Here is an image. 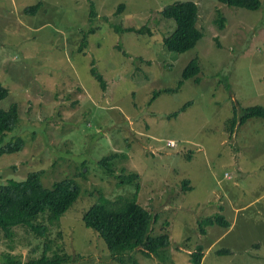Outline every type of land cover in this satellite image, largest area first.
Listing matches in <instances>:
<instances>
[{"label":"rangeland","instance_id":"374dc122","mask_svg":"<svg viewBox=\"0 0 264 264\" xmlns=\"http://www.w3.org/2000/svg\"><path fill=\"white\" fill-rule=\"evenodd\" d=\"M39 1L35 13L24 11ZM92 1L96 17L90 22L88 0H0V82L9 89L0 107L16 102L20 116L0 145L24 140L22 149L0 154V183L43 168L45 187L68 176L81 184L79 198L47 231L52 248L60 244L71 254L64 264H118L84 225L83 213L100 194L131 195L137 184V202L156 216L150 234L168 231L171 241L160 255L129 252L140 263L191 264V253L202 245L201 264H264V117L239 122L245 107L264 105V0L257 10L193 0L204 36L184 53L164 46L176 24L161 11L186 0ZM144 25L149 32L123 30ZM196 57L199 82L185 81L149 103L153 90L176 87ZM112 152L119 156L109 174L98 160ZM122 174L137 177L126 184ZM215 214L230 226L201 233L199 220ZM14 236L0 232V264L6 252L24 260L38 255L46 240L24 227ZM223 249L229 252L217 253Z\"/></svg>","mask_w":264,"mask_h":264},{"label":"trees","instance_id":"16d2710c","mask_svg":"<svg viewBox=\"0 0 264 264\" xmlns=\"http://www.w3.org/2000/svg\"><path fill=\"white\" fill-rule=\"evenodd\" d=\"M230 7H240L248 10H257L261 7V0H218ZM89 2V21L96 17L95 6L92 0ZM42 2L39 1L32 6L25 8L29 14L35 13ZM123 4L119 6L121 10ZM199 5L193 0L175 1L164 7L161 15L166 20L175 21L176 27L171 34L164 38V46L167 50L175 53H184L196 47L203 38L204 32L198 21L200 17ZM225 18L221 15L216 19L219 29H223ZM115 29H118L116 26ZM124 31L145 33L149 32L147 26L125 27ZM94 31L90 28L89 32H84L80 45L82 51L87 46V34ZM123 54L127 55L123 51ZM201 65L199 59L193 58L182 71V80L176 87H168L153 90L149 103L162 93H175L185 81L193 80L199 82ZM90 73L98 81L102 90L106 89V82L101 73L94 66L90 68ZM9 95V89L0 82V101ZM191 104L185 103L178 110L173 111L169 116H175ZM235 110V108H234ZM251 116L264 117V105H249L244 108V112L239 118L243 122L245 118ZM20 119L18 104L14 102L7 109L0 107V140L3 141L7 132L17 128ZM237 122L236 114L230 118V130ZM24 140L21 136L12 138L0 145V154L14 152L22 149ZM118 152L102 156L98 164L109 174L114 172L113 160L118 157ZM124 169V167H122ZM44 174L43 168L31 169L23 179H9L5 183H0V232L8 239H14L16 227H24L32 231L39 237L46 240L42 245L38 255H32L27 259H22L20 255L6 252L1 260L4 264H64L69 261L71 254L65 251L63 245L51 247V240L47 231L50 226H58L60 217L75 203L82 193V186L76 178L68 176L56 180L50 187H45L42 182ZM136 174L120 176L121 182L132 184ZM185 188H190L189 180L184 182ZM135 191L131 195H118L114 199L107 198L100 194L97 201L93 202L83 213V223L91 228L102 238L107 249L112 254L118 264H142L134 254L129 253L138 249L142 254L160 255L170 246V234L164 231L161 234L151 235L150 225L155 215L150 213L145 207L137 202V191L139 185H134ZM43 219L37 222V219ZM201 233H207V226L219 225L227 228L230 222L222 214H215L199 220ZM166 224L168 221L165 222ZM37 248L39 244H36ZM204 247L199 245L197 250L191 253V264H201L203 261ZM32 251L33 248L31 249ZM53 250L52 253H47ZM228 249L217 251L218 254L228 253Z\"/></svg>","mask_w":264,"mask_h":264},{"label":"built area","instance_id":"2783aa9c","mask_svg":"<svg viewBox=\"0 0 264 264\" xmlns=\"http://www.w3.org/2000/svg\"><path fill=\"white\" fill-rule=\"evenodd\" d=\"M168 143H169L170 145H175V144H176V141H175V139H173V138H169V139H168Z\"/></svg>","mask_w":264,"mask_h":264}]
</instances>
